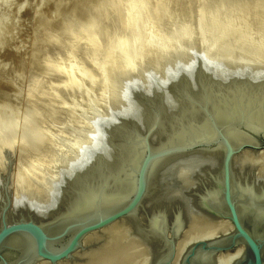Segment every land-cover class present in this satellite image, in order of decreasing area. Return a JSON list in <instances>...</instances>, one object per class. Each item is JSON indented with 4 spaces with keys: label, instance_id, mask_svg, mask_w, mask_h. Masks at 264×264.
Masks as SVG:
<instances>
[{
    "label": "water",
    "instance_id": "95a60500",
    "mask_svg": "<svg viewBox=\"0 0 264 264\" xmlns=\"http://www.w3.org/2000/svg\"><path fill=\"white\" fill-rule=\"evenodd\" d=\"M205 45L168 63L167 70L189 72L190 79L168 82L176 77L162 79L153 68L151 90L141 93L135 86L131 93L146 118L116 112L119 124L106 123V134L92 145L105 157L93 154L69 171L56 163L57 175L47 180L52 188L31 199L13 195L10 171L0 176V264L73 261L77 252L95 246L86 242L89 236L103 241L115 225L141 238L147 264H173L178 240L192 226L191 212L199 214V229L218 221L231 227L191 242L177 264H221V254L240 246L243 256L230 264H264V167L257 166L264 161V79L257 86L239 84L264 67ZM202 47L217 57L206 56ZM159 79L184 108L172 110L179 134L176 127L165 128L174 103L153 93ZM260 111L262 118L250 116ZM249 155L260 161L247 160ZM184 158L197 159L198 167L168 193L160 172Z\"/></svg>",
    "mask_w": 264,
    "mask_h": 264
},
{
    "label": "bare ground",
    "instance_id": "6f19581e",
    "mask_svg": "<svg viewBox=\"0 0 264 264\" xmlns=\"http://www.w3.org/2000/svg\"><path fill=\"white\" fill-rule=\"evenodd\" d=\"M77 1L81 3L82 0ZM120 1L122 5L124 4L123 7L126 11L125 22H120L118 15L112 14L109 15V22L99 27V33L94 32L91 37L82 30L75 33L76 40L71 44L72 47L75 43L82 42L83 52L91 51L90 59L86 61L82 56L75 57V54L68 49H66L67 51L64 49L66 52L59 55L60 51L58 56H49L53 58L48 60L47 70L57 71L61 78H59L60 80L57 79L58 82L51 86V91L56 95L66 92L70 97L67 102L66 100L63 101L64 98L60 100L58 96L56 97L65 105L61 106L63 108L61 118L64 120L68 117L67 119L70 118V120L64 122L61 121L62 119H56L59 123L60 121L64 122L61 129L58 127V123L54 124L57 121L53 122L51 119L54 128L57 126L59 130L57 127V129L51 126L47 127L46 125H49L50 122L44 123L45 128L42 126L39 130L36 127L33 128L34 133L31 132V134L39 137L37 143L40 148L35 146V153L27 161L25 159L21 162L22 157L17 158L20 161L17 166L14 165V169L12 168L11 179V189L15 197L25 196L31 199L38 195H44L48 188H52L47 180L57 175L56 170L58 171V168L55 170L53 167L60 161L64 171H69L78 165L79 160H81L80 163H83L88 156L93 154H99V158L100 156L105 157L106 151L103 149L97 151L93 149L95 147L92 145L106 134V123L119 124L114 119L116 112L127 113L131 111L133 116L141 120L146 118L143 105L131 92L136 87L140 88L139 92L141 93L151 90L152 82L149 78L154 76L151 74L153 68L160 72L159 75L162 79L173 78V76L171 77L172 74L176 77L168 82L188 80L191 78L188 76L189 72L185 73L187 74L185 76L180 74V71L178 74L172 73L167 70L168 63L169 61L179 62L184 58L188 59L189 51L192 48L204 44L207 48L210 46L214 50H218L217 53L234 52V57L242 54L236 58L245 55V59L258 63L259 67H264V0L262 2L259 0L253 4L242 2L243 0H233V2H227V0L215 2L214 0H212L213 2L199 0L198 2L197 0L199 5H197L198 10H195L196 13L190 15L188 7V12L184 7L182 12L184 14L187 12V15L184 16L182 13L181 17L184 16L182 18L174 12L175 10L170 6L168 0H156L154 3H150L149 0ZM76 2L74 1V3ZM70 7L71 5L68 9ZM107 7L104 4L101 11L108 14ZM94 17L99 21L97 14L88 19V30H92L96 25L97 20ZM53 39L56 38L53 37ZM57 40L60 41L59 38ZM103 42L107 44L104 46ZM203 47L202 53L210 58L214 57ZM222 56L230 57L229 54ZM169 71L170 73H168ZM257 71L260 72L255 76L243 77L239 84H254L253 86L261 84L264 79V69H257ZM53 79L54 77L51 80ZM156 84L161 87L158 91L154 90L153 93L163 95L168 103H174V105L171 104L173 107L169 108L170 113L166 119L165 128L168 129L169 126L175 128L176 121L173 122L175 116L172 110L177 113L184 108L175 97V92L170 90V84L160 79L156 81ZM78 95L85 96L84 99L81 98L84 102H81ZM177 102L178 104H176ZM58 107L60 108V105ZM73 110L75 113L72 114ZM258 113L262 112L253 113L250 116L258 117L260 115ZM81 114L86 119L81 118ZM91 121L95 125L89 128ZM258 121L260 120L258 119ZM38 124L39 121L36 125ZM173 132L180 133L177 127ZM58 140L60 144L57 143ZM20 152L23 154L25 151L21 149ZM68 152L71 153L67 155ZM247 160L254 163L260 161L256 160L254 155H249ZM3 161L6 164L5 159ZM198 163L197 159L173 160L162 168L159 180H163L164 188L168 193H175L178 191V186L182 185L183 182L185 184L191 174L196 171ZM263 165L264 161L257 163L259 168L264 167ZM0 166L3 165L0 164ZM47 195L49 194L47 193ZM190 215L192 220L190 225L192 226L178 240V254L173 264H177L184 249L191 242L204 237H211L219 229L226 226L231 227L228 221H218L211 222L199 229L196 225L200 220L199 214L191 212ZM121 228L120 225H115L111 228V233H108L109 235L99 242L97 241L100 236L95 237L92 234L86 242L95 243L94 247L77 252L73 261L62 262L61 264H145L149 255H147L145 245L141 244V238L126 236ZM243 250V246H240L234 252L221 254L218 260L221 264H230L243 256ZM203 259L208 260L206 257ZM39 264H48V262L41 261Z\"/></svg>",
    "mask_w": 264,
    "mask_h": 264
},
{
    "label": "rangeland",
    "instance_id": "374dc122",
    "mask_svg": "<svg viewBox=\"0 0 264 264\" xmlns=\"http://www.w3.org/2000/svg\"><path fill=\"white\" fill-rule=\"evenodd\" d=\"M74 1L76 2V0H0V164L3 165L0 166V176L7 175L10 171L12 177V170L20 161L17 158L22 157L21 162L25 159L27 161L35 153V146L40 148L37 143L39 137L31 134L34 127L39 130L40 126L45 128V124L50 122L51 124L46 126L54 128L52 121L68 120V117L64 120L61 118L63 114L61 106L63 107V101H69L70 97L66 92L56 95L51 91V86L58 82L57 79L60 76L55 70H47L48 60L58 56L60 51L59 55L68 49L75 54V57L82 56L87 61L90 59L91 51L84 53L82 42L75 43L73 47L71 45L76 40L75 33L82 30L89 37L94 32L99 33V27L109 22V15L112 14H117L122 23L126 20L124 4L122 5L120 0H86L85 2L82 0L81 3L79 1L74 3ZM149 1L154 3L156 0ZM78 2L81 5L82 2L84 4L81 6ZM168 2L180 18L187 15L188 9L190 15L196 13L195 10H198L197 5H199V0L198 2L197 0H168ZM227 2H233V0H227ZM242 2L253 4L259 0H243ZM104 4L108 6L106 8L109 11L108 14L101 11ZM70 5L73 6L72 12H70L71 7L68 9ZM184 7L186 9L188 7L185 14L182 12ZM182 13L184 16L181 17ZM95 14L98 15L99 21L94 17L97 20L96 25L92 30H88L87 20ZM58 38L60 41L57 40ZM104 43L102 44L105 46L107 43ZM50 75H53V80ZM81 95H78V98L84 99L85 96ZM57 96L60 100L64 98L63 101H59ZM83 99L81 102H84ZM57 105H60V108ZM74 110L72 114L75 113ZM82 115L81 118L86 119ZM38 121L39 124L36 125ZM61 121V124L59 121L54 124L58 123V127L62 129L64 122ZM21 149L25 151L23 154L20 152ZM247 221L251 225L249 217Z\"/></svg>",
    "mask_w": 264,
    "mask_h": 264
}]
</instances>
